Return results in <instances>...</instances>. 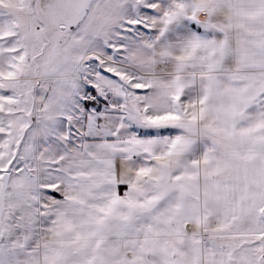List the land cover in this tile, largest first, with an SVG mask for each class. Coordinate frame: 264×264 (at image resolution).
<instances>
[{
    "label": "snow or ice",
    "instance_id": "snow-or-ice-1",
    "mask_svg": "<svg viewBox=\"0 0 264 264\" xmlns=\"http://www.w3.org/2000/svg\"><path fill=\"white\" fill-rule=\"evenodd\" d=\"M0 264H264V0H0Z\"/></svg>",
    "mask_w": 264,
    "mask_h": 264
}]
</instances>
